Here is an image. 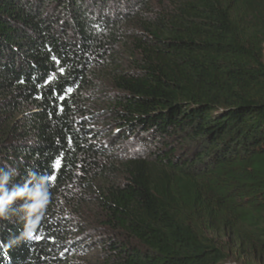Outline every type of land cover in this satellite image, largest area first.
I'll list each match as a JSON object with an SVG mask.
<instances>
[{
  "label": "trees",
  "instance_id": "16d2710c",
  "mask_svg": "<svg viewBox=\"0 0 264 264\" xmlns=\"http://www.w3.org/2000/svg\"><path fill=\"white\" fill-rule=\"evenodd\" d=\"M0 167V264H264V0H0Z\"/></svg>",
  "mask_w": 264,
  "mask_h": 264
},
{
  "label": "clouds",
  "instance_id": "9594fccd",
  "mask_svg": "<svg viewBox=\"0 0 264 264\" xmlns=\"http://www.w3.org/2000/svg\"><path fill=\"white\" fill-rule=\"evenodd\" d=\"M18 175L15 168L0 167V219L15 218L24 222L21 237L28 239L32 226L47 206L48 182L47 177L33 171L23 183H17L15 177Z\"/></svg>",
  "mask_w": 264,
  "mask_h": 264
},
{
  "label": "rangeland",
  "instance_id": "374dc122",
  "mask_svg": "<svg viewBox=\"0 0 264 264\" xmlns=\"http://www.w3.org/2000/svg\"><path fill=\"white\" fill-rule=\"evenodd\" d=\"M225 264H262V263L257 262L249 255H239V256H234L233 259L227 261V263Z\"/></svg>",
  "mask_w": 264,
  "mask_h": 264
}]
</instances>
